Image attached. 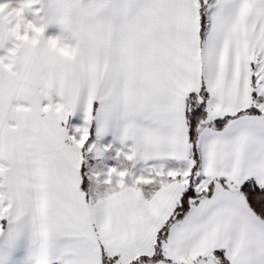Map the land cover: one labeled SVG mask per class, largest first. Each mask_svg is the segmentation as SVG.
<instances>
[{"label": "snow or ice", "instance_id": "6c2138e0", "mask_svg": "<svg viewBox=\"0 0 264 264\" xmlns=\"http://www.w3.org/2000/svg\"><path fill=\"white\" fill-rule=\"evenodd\" d=\"M0 264H264V0L0 5Z\"/></svg>", "mask_w": 264, "mask_h": 264}, {"label": "rangeland", "instance_id": "374dc122", "mask_svg": "<svg viewBox=\"0 0 264 264\" xmlns=\"http://www.w3.org/2000/svg\"><path fill=\"white\" fill-rule=\"evenodd\" d=\"M2 2H4L7 5H10L12 7H15L21 2V0H0V3H2Z\"/></svg>", "mask_w": 264, "mask_h": 264}, {"label": "crops", "instance_id": "0c3cea01", "mask_svg": "<svg viewBox=\"0 0 264 264\" xmlns=\"http://www.w3.org/2000/svg\"><path fill=\"white\" fill-rule=\"evenodd\" d=\"M3 4H5V3L4 2L0 3V5H3Z\"/></svg>", "mask_w": 264, "mask_h": 264}]
</instances>
